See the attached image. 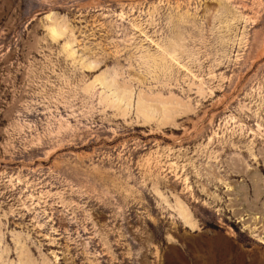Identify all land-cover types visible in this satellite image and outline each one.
<instances>
[{
	"label": "rangeland",
	"instance_id": "rangeland-1",
	"mask_svg": "<svg viewBox=\"0 0 264 264\" xmlns=\"http://www.w3.org/2000/svg\"><path fill=\"white\" fill-rule=\"evenodd\" d=\"M0 264H264V0H0Z\"/></svg>",
	"mask_w": 264,
	"mask_h": 264
},
{
	"label": "bare ground",
	"instance_id": "bare-ground-1",
	"mask_svg": "<svg viewBox=\"0 0 264 264\" xmlns=\"http://www.w3.org/2000/svg\"><path fill=\"white\" fill-rule=\"evenodd\" d=\"M184 215V214H183ZM186 217V216H185ZM187 219V218H186ZM189 224V222H187Z\"/></svg>",
	"mask_w": 264,
	"mask_h": 264
}]
</instances>
